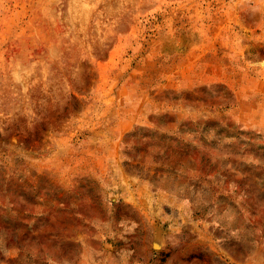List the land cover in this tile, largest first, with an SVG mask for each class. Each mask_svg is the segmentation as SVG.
Listing matches in <instances>:
<instances>
[{
  "label": "rangeland",
  "instance_id": "374dc122",
  "mask_svg": "<svg viewBox=\"0 0 264 264\" xmlns=\"http://www.w3.org/2000/svg\"><path fill=\"white\" fill-rule=\"evenodd\" d=\"M0 264H264V0H0Z\"/></svg>",
  "mask_w": 264,
  "mask_h": 264
}]
</instances>
